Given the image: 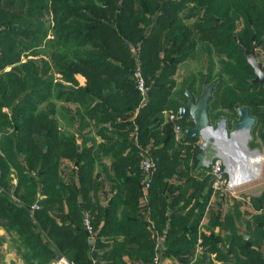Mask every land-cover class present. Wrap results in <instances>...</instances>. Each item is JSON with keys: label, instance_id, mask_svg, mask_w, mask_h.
<instances>
[{"label": "trees", "instance_id": "trees-1", "mask_svg": "<svg viewBox=\"0 0 264 264\" xmlns=\"http://www.w3.org/2000/svg\"><path fill=\"white\" fill-rule=\"evenodd\" d=\"M254 46L264 64V0H0V227L22 258L53 262L64 255L94 264V249H109L111 238L123 236L135 247L128 253L133 262L153 264L156 244L138 206L144 155L158 165L148 205L154 231L166 232L163 257H189L213 184L195 177L192 148L185 169L180 165L183 148L164 112L186 104V88L196 98L202 94L193 89L194 78L176 90L175 76L184 63L202 60V86L217 81L210 122L217 111L221 119L237 116L239 106L264 124V85L252 83L244 53ZM139 68L146 97L134 76ZM98 167L109 179L114 171L118 182L109 206L98 212L97 223L107 222L93 245L84 213L95 231ZM184 178L188 184L168 198L176 188L170 181ZM260 201L255 226L246 222L248 239L240 234L243 215L235 203L224 221L210 214V229L231 231L225 258L233 264H264ZM201 237L204 251L222 248L213 236ZM110 252L112 262H123L113 259L122 251Z\"/></svg>", "mask_w": 264, "mask_h": 264}, {"label": "crops", "instance_id": "crops-1", "mask_svg": "<svg viewBox=\"0 0 264 264\" xmlns=\"http://www.w3.org/2000/svg\"><path fill=\"white\" fill-rule=\"evenodd\" d=\"M79 77H78V80H79L80 86L85 85V78H83L81 75H79ZM167 114H168V112L165 111L166 121L170 122V120L167 117ZM188 119H187L188 123L190 121H192L191 119H189V121H188ZM176 124L179 125L178 123H176ZM176 124H174V128H175ZM96 138L98 141L101 140L99 137H96ZM105 163H106L107 167L110 168V161L105 159ZM139 169H140V163H139ZM140 171H141V169H140ZM141 173H142V171H141ZM178 173H181V172L178 171ZM204 173H206V168L203 167V169L201 168V169L197 170V167H196V169H195V175L196 176L195 177H197V179L202 181V182H204L205 180H204V178H200V177ZM110 177H111V179H109V177H107V175L105 174L104 167H98L97 168L94 184L92 185L93 186V192H92L93 203L96 205V208H97V212H95V214H96L95 216L97 217V218H95V225H96L97 220H98V215H99L98 212L100 211V209H102L104 211V209L109 206V203L111 202L113 196L117 193L116 182H118V180L116 179V175H115L114 171H112V170L110 173ZM143 180H144L143 174H140V184L143 183ZM170 183L174 184L176 187L174 189L173 193H171V195L169 192L167 194V197L171 199V198L176 197L178 195L179 189L184 188L188 184V181L185 180V178L184 179H174V180L170 181ZM212 187H213V194L211 195V198L209 200V205H208V207L205 211V214L203 215V218L201 220V223L198 227V233H199L198 241H197L196 245L193 246V250H192L191 255H189V257H187L185 260L183 258L178 259L176 257L174 259H166L163 257V254L165 252L166 232L164 231L162 234H159L158 231L157 232L154 231V229H153L154 222L150 218L151 210H150V207L148 205V199L147 200L144 199L143 196L140 197V199L138 201L140 215L142 216V218L145 221L150 223V227L148 226V229L151 231L152 238L156 244V250H157L158 254H156L155 259L158 258L159 264H233L234 263V262H229L230 255L228 258H225V252L228 250V248L230 246V236H231L230 235V233H231L230 229L229 228L223 229L219 226H215V227H213V229H210V226H209L211 213H214V215H216V214L220 215L221 216L220 220L224 221L226 214L229 211L231 212V210L229 209L226 213H224L221 209L216 207V205H217L216 202L218 201V199L216 198V195H215L216 192L214 191L215 186L213 185ZM191 190H190V192H191ZM233 204H234V202H233ZM191 207L192 206H189L187 208V210ZM66 212H67V209H65V213ZM256 214H259V212ZM242 215L243 216H242L241 220H245V218H244L245 213H243ZM88 216H89L88 213L85 212L84 213L85 224H86V218L90 219V217H88ZM119 218H120V216H119ZM106 222H107V218L101 217V221H99L97 223L98 225L95 228V231L93 230L92 226H90L91 230H89V229L88 230L90 233L91 244L95 245L96 237L98 236L100 230L106 224ZM237 224L239 226L240 234L243 235L246 239H248V236L246 234H244V231L241 229L242 221L238 222ZM245 232H246V229H245ZM202 234L207 236V237L213 236V238L216 239L218 246L222 247L218 251H223V253H218V251H212L211 252V250H209V252H206L203 249L200 250L199 247L200 246L202 247V242H203V239L201 237ZM187 238L190 239L188 237V235H187ZM114 239L115 238H111V244H110L109 249H105V250L98 249V248L94 249L95 254L98 256V258L103 259L104 262H97L98 258L97 259L95 258V259H93V263L94 264H105L106 262H109V263H114V264H138L137 262H133L131 257L128 255V253L130 251L135 249L134 245L125 241L123 236L117 237V241L115 243L113 241ZM102 240L105 242L107 241L105 239V237L102 238ZM179 246L181 247L182 243H180ZM111 249H113L117 252L122 251L120 253L118 252V254L113 259L114 260H120L121 259L123 262H112L110 260V257L108 255H110ZM261 250H262V253L264 255V245L262 246ZM62 256L67 258L64 255H60L53 262H26L22 258V256L18 253L17 248L13 245V242H12L10 235L3 228L0 227V264H56L57 260Z\"/></svg>", "mask_w": 264, "mask_h": 264}, {"label": "rangeland", "instance_id": "rangeland-1", "mask_svg": "<svg viewBox=\"0 0 264 264\" xmlns=\"http://www.w3.org/2000/svg\"><path fill=\"white\" fill-rule=\"evenodd\" d=\"M262 55H263V58H261V60L264 59V54ZM30 58H33V57H30ZM22 62L26 63L27 58L26 57L23 58ZM204 72H205V65L202 60L192 59L189 62L184 63L180 67L177 75L175 76L176 90L181 91V87L183 86L187 78H190V79L194 78L195 82L193 83V89L196 90L198 95L202 94L204 85L202 86L201 75ZM171 113H174V112L172 111L168 112V117L170 116ZM222 113H223L222 111H217L213 113L211 117V125L213 127H217V123L221 120L219 116H221ZM164 115H165V112H164ZM187 119L188 118L181 119L184 125L186 124ZM238 119H239L238 115L237 116L234 115L233 117L227 118V129L229 132L233 130V122ZM263 132H264V124H260V122H257L256 125L254 126V129L252 130V139L249 142L250 149H259L260 153L262 154L260 177L255 180L249 181L247 183H242L241 185L232 186L231 185L232 184L231 175L226 173L227 168L225 165H223L222 170L225 172L223 174V179L221 180L222 183L218 187L217 186L214 187V191L216 192L215 195H216V198L218 199V201L216 202L217 208L221 209L224 213H226L229 209L231 211H234L233 209L234 207L233 202H234L236 205H238L239 211L242 212V214L245 213V216H244L245 220L242 221L241 229L244 231V234H246L247 236L248 234L247 232H245L246 222H250L252 224V227L255 226V223H253L254 217L252 216L258 212L260 213L258 209H260L261 201L259 202V200L261 198H264V138L262 136ZM174 133H175L176 140H177L176 141L177 148L178 149L180 147L183 148V149H180L179 151L180 152L179 160H180V165L182 166V168L185 169V166L187 165L185 161L187 154H190V151L192 153V150H190V148L193 149V152H194L192 153L194 155L193 163L196 165L198 163L197 156H198V151L200 149L199 146L203 143L202 139H198L197 141L186 143L184 140H181V138L183 137L181 131L176 132L174 128ZM212 141L213 140H211V142ZM201 152L202 151H200V153ZM217 154H218L217 150L214 148L212 143H210L208 150H207V157L210 161H212L213 164L210 165L209 167H204L206 168V173H204L200 177V178H204V180L206 179L208 183L211 181L213 185L217 183V179H218V177L215 174L214 166L216 162L222 161L218 157L215 158ZM179 170L181 172V169Z\"/></svg>", "mask_w": 264, "mask_h": 264}, {"label": "water", "instance_id": "water-1", "mask_svg": "<svg viewBox=\"0 0 264 264\" xmlns=\"http://www.w3.org/2000/svg\"><path fill=\"white\" fill-rule=\"evenodd\" d=\"M248 64L255 72L253 84L264 85V64L257 56L256 47L252 50H244ZM217 81L208 83L205 81L203 93L199 98L192 93L190 88H186L184 96L186 104L179 108L177 116L179 119L189 118L193 122L192 127L184 128L182 134L188 141L202 139L200 146L202 152L198 155L197 170L203 167H209L210 160L207 157V150L212 143L217 152H223L227 155L233 152H242V155L262 157L259 149H250L249 142L252 139V130L256 125L257 119L252 116L249 107H237L239 119L233 122V130L227 129V119L222 118L217 127H213L210 122V102L213 99V93ZM211 140H213L211 142ZM216 157H219L217 154ZM261 167V166H259ZM180 172V170H178ZM1 192V188H0Z\"/></svg>", "mask_w": 264, "mask_h": 264}, {"label": "built area", "instance_id": "built-area-1", "mask_svg": "<svg viewBox=\"0 0 264 264\" xmlns=\"http://www.w3.org/2000/svg\"><path fill=\"white\" fill-rule=\"evenodd\" d=\"M134 76H135V80L137 83L138 90L140 91V93L143 97H146L147 92H148V87L146 85V81L142 75L140 68L135 72ZM167 117H168V114H167ZM168 119L170 120V122L176 124L179 118L177 116V113H171L170 116L168 117ZM182 130L183 129L181 128L180 125H177V124L175 125V131L176 132H180V131L182 132ZM215 158H217V157H215ZM210 163H211V165L213 164L212 161H210ZM222 166H223V164L220 161L216 162V164L214 166L215 167V174L218 177L217 183H215L214 186H217V187L222 183L221 180L223 179L224 171L222 170ZM157 168H158L157 162H155L148 155L143 156L142 160L140 161V169H141L143 177H144L142 196L146 200L148 199L149 190H150L151 184H152V179H153L155 172L157 171ZM86 225H87L88 229L91 230L90 221L88 218H86ZM199 249L202 250V247L200 246ZM56 264H76V263H74V262H72V261H70L67 258L62 256L57 260ZM153 264H159L158 258H156L154 260Z\"/></svg>", "mask_w": 264, "mask_h": 264}, {"label": "bare ground", "instance_id": "bare-ground-1", "mask_svg": "<svg viewBox=\"0 0 264 264\" xmlns=\"http://www.w3.org/2000/svg\"><path fill=\"white\" fill-rule=\"evenodd\" d=\"M222 164L226 166V173L231 175L232 186L241 185L260 177L262 157L242 155V152H218ZM225 172V171H224Z\"/></svg>", "mask_w": 264, "mask_h": 264}, {"label": "flooded vegetation", "instance_id": "flooded-vegetation-1", "mask_svg": "<svg viewBox=\"0 0 264 264\" xmlns=\"http://www.w3.org/2000/svg\"><path fill=\"white\" fill-rule=\"evenodd\" d=\"M211 165V163L209 164V166Z\"/></svg>", "mask_w": 264, "mask_h": 264}]
</instances>
